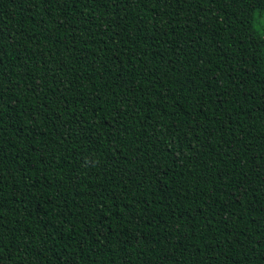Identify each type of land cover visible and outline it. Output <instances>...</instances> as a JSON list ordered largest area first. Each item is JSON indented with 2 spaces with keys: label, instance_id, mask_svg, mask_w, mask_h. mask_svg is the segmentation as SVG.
<instances>
[{
  "label": "trees",
  "instance_id": "1",
  "mask_svg": "<svg viewBox=\"0 0 264 264\" xmlns=\"http://www.w3.org/2000/svg\"><path fill=\"white\" fill-rule=\"evenodd\" d=\"M0 264H264V0H0Z\"/></svg>",
  "mask_w": 264,
  "mask_h": 264
}]
</instances>
